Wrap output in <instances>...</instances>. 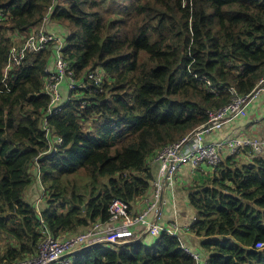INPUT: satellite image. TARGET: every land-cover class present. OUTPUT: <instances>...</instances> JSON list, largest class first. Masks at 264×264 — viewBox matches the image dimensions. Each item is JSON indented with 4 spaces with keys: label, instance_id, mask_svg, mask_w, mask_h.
Segmentation results:
<instances>
[{
    "label": "trees",
    "instance_id": "trees-1",
    "mask_svg": "<svg viewBox=\"0 0 264 264\" xmlns=\"http://www.w3.org/2000/svg\"><path fill=\"white\" fill-rule=\"evenodd\" d=\"M0 13V264L35 255L47 234L107 221L113 199L131 207L151 189L155 154L225 106L229 87L249 94L264 74V0H138L119 17L104 0H0ZM46 15L47 31H66L62 54L74 78L103 72L100 86L70 92L48 118L49 135L52 49L4 77L17 36ZM253 154L227 155L190 187V226L206 264H264L255 246L264 243V152ZM35 180L40 192L28 190ZM151 240L96 243L71 264H194L176 237Z\"/></svg>",
    "mask_w": 264,
    "mask_h": 264
},
{
    "label": "built area",
    "instance_id": "built-area-1",
    "mask_svg": "<svg viewBox=\"0 0 264 264\" xmlns=\"http://www.w3.org/2000/svg\"><path fill=\"white\" fill-rule=\"evenodd\" d=\"M51 7L49 8V10ZM3 13H0V19ZM49 23L48 15L43 19L39 27H34L21 37L18 43H14L8 52L6 73L16 65H21L28 54H36L51 48L53 60L48 63L44 72V92L49 96V105L46 109L42 128L46 135L50 130L46 124L48 118L57 114L62 103L69 99L70 92L78 88H88L90 85L100 86L103 72L98 68L89 71L84 80L74 78V71L62 54L64 40L56 32L46 30ZM210 85V82L207 81ZM5 91L9 90L6 80L1 79ZM63 88L69 93L65 98ZM264 89V74L259 79L255 89L249 94H239L234 87H229L231 99L223 107L209 111L207 121L197 127L180 140L163 146L153 157L157 163L154 179L151 182V190L144 195V208L134 213L132 206L120 199H113L108 205L109 217L105 222L96 221L89 227L76 234L53 237L47 234L39 243L38 252L16 261L13 264H71L75 251L88 244L107 242L109 245L128 243L142 236L158 238L162 233L174 236L179 241L180 247L194 260V264H206V255L186 245L181 236V228L176 224H163L160 222L165 201L163 193L165 189H171L179 169L188 165L191 170L206 165L214 170L222 161L221 150L225 149L229 155H240L244 148H249L255 155L264 152V139L254 137H228L220 141L208 140V135L219 131L223 124L247 115L250 102ZM1 90V89H0ZM61 141V140H60ZM39 180V177H37ZM40 199L36 202L38 208ZM40 222L42 219L40 218ZM131 237V239H123ZM257 248L264 247L263 242L255 244Z\"/></svg>",
    "mask_w": 264,
    "mask_h": 264
},
{
    "label": "crops",
    "instance_id": "crops-1",
    "mask_svg": "<svg viewBox=\"0 0 264 264\" xmlns=\"http://www.w3.org/2000/svg\"><path fill=\"white\" fill-rule=\"evenodd\" d=\"M48 31L56 32L54 26H51ZM264 94V89L260 90L257 97ZM254 98V99H255ZM257 102V101H256ZM263 104L259 102V105ZM257 106V105H256ZM253 100L250 102L247 108V115L242 118H234L221 127L219 131H214L208 135V140L220 141L222 139L230 137H254L259 139H264V124L259 126L257 123L264 121L262 110L254 111ZM222 160L224 157L229 155L225 150H221ZM249 154H253L251 151H245L241 155L235 157V160L242 158L243 161L249 160L251 158ZM254 155V154H253ZM155 168V173L157 169V163ZM211 167L206 165H201L196 170H191L188 165L182 166L176 176L175 185L171 189H165L163 193V198L165 205H163L162 215L160 217V222L163 224L176 223L181 228V236L186 245L200 251L199 244L194 239L195 234L192 232L191 224L194 222L195 214L188 203V194L190 192V187L193 186V182L199 184L209 177V172ZM208 175V176H207ZM151 190V189H150ZM148 191V193L150 192ZM145 206L144 196L138 198L132 205V210L134 213L141 211ZM123 239H131V237H125ZM147 236L143 238L146 240ZM126 242V241H125ZM125 242L121 244H114L115 246L126 244ZM196 242V243H195ZM205 255L203 251H200Z\"/></svg>",
    "mask_w": 264,
    "mask_h": 264
},
{
    "label": "rangeland",
    "instance_id": "rangeland-1",
    "mask_svg": "<svg viewBox=\"0 0 264 264\" xmlns=\"http://www.w3.org/2000/svg\"><path fill=\"white\" fill-rule=\"evenodd\" d=\"M60 2L61 1H64V0H59ZM138 0H104V3L106 5V7L111 10L112 12L115 13L116 17H119L121 15H123L125 12H127L128 10H130L132 8V6L137 2ZM51 23H54L51 21ZM54 26V29H56V34L62 39L64 40L65 36H66V31L64 28H62L60 25H56V24H53ZM19 36H17L18 38ZM53 60V55L51 54L50 58H49V62L48 63H51ZM63 92H64V95H65V98L69 95V93L67 91H65V89L63 88ZM257 101V102H256ZM259 102H262L263 104L259 105ZM253 104H254V111L256 112V110H262V113L263 116H261V118L263 117L264 119V94L260 97H257L255 99H253ZM257 105V106H256ZM259 126H261V124H264V121H262V123L258 122L257 123ZM208 176V175H207ZM205 180V179H204ZM38 182V181H37ZM36 180L33 181L31 183V185L28 187V190L32 187V188H35L36 189V192H40V189L42 190V188L40 187L41 185L38 183L37 184ZM192 184H196V182H193ZM27 190V192H28ZM38 190V191H37ZM26 199L30 202H34V201H37V200H33L31 199L30 197H27L25 196ZM37 199V198H36ZM151 238L153 240H155L156 238L155 237H151V236H147V240ZM194 239H196V242H199L200 238L197 237V236H194ZM151 240V241H153ZM144 242H147V241H144ZM195 242V243H196Z\"/></svg>",
    "mask_w": 264,
    "mask_h": 264
},
{
    "label": "water",
    "instance_id": "water-1",
    "mask_svg": "<svg viewBox=\"0 0 264 264\" xmlns=\"http://www.w3.org/2000/svg\"><path fill=\"white\" fill-rule=\"evenodd\" d=\"M145 236H146V235L143 234V235L140 236L139 238H137V239H135V240H131V241H132V242H133V241H134V242H140ZM92 245H93V243L88 244V245H85V246H83V247L77 249V250L75 251V253L78 252V251H80V250H82V249H84V248L91 247Z\"/></svg>",
    "mask_w": 264,
    "mask_h": 264
},
{
    "label": "clouds",
    "instance_id": "clouds-1",
    "mask_svg": "<svg viewBox=\"0 0 264 264\" xmlns=\"http://www.w3.org/2000/svg\"><path fill=\"white\" fill-rule=\"evenodd\" d=\"M49 62V61H48ZM48 64V63H47ZM143 240V239H142ZM129 243V242H128Z\"/></svg>",
    "mask_w": 264,
    "mask_h": 264
}]
</instances>
